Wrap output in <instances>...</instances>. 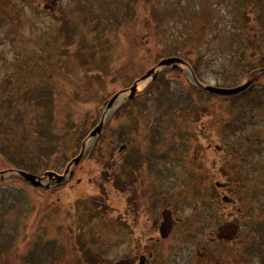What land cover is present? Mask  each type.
I'll return each mask as SVG.
<instances>
[{"label":"rangeland","instance_id":"rangeland-1","mask_svg":"<svg viewBox=\"0 0 264 264\" xmlns=\"http://www.w3.org/2000/svg\"><path fill=\"white\" fill-rule=\"evenodd\" d=\"M249 38L264 49V0H0V264L118 262L170 207L163 245L188 258L206 175L252 167L264 182V54ZM169 56L186 64L156 66ZM153 67L165 86L149 76L128 104ZM253 76L242 95L198 87ZM82 145L49 190L16 172L62 174Z\"/></svg>","mask_w":264,"mask_h":264},{"label":"flooded vegetation","instance_id":"flooded-vegetation-1","mask_svg":"<svg viewBox=\"0 0 264 264\" xmlns=\"http://www.w3.org/2000/svg\"><path fill=\"white\" fill-rule=\"evenodd\" d=\"M256 172L251 167L235 180L222 178L226 173L219 168L214 178L206 175L203 221L208 228L188 258L178 260L175 255L172 260L174 251L162 242L170 233L165 238L160 235L161 221L156 218L153 234L132 235L140 240L138 253L120 259H127L128 264H264V182ZM228 224L235 226V233L221 236L220 229Z\"/></svg>","mask_w":264,"mask_h":264},{"label":"water","instance_id":"water-1","mask_svg":"<svg viewBox=\"0 0 264 264\" xmlns=\"http://www.w3.org/2000/svg\"><path fill=\"white\" fill-rule=\"evenodd\" d=\"M184 60L179 58V57H169V58H165L163 60H161L157 66H170L172 65L173 67H177L179 64H184ZM262 72H264V69L262 70ZM149 76H152L151 79L154 80L157 76V71H155V67L149 69L144 75H142L140 77V79L138 81L141 80H145L147 79ZM259 78V76H253L252 78L248 79L246 82H243L235 87H231V88H219V87H214V86H202L199 85L200 88L206 92H209L211 94H217V95H234V94H239L241 92H244L248 89L253 88V86L255 85L256 80ZM138 81H136L131 87H130V94H129V98L132 99L135 96L136 93V89H137V83ZM118 93L116 95L113 96V98L111 99V103L114 102V100L116 99ZM109 104V105H110ZM103 128V121H101L89 134V137H95L96 135L101 133V130ZM124 146L120 147V149H122ZM84 148V145H83ZM82 154H83V150L80 152V154L74 158L72 160V162L69 164V166L71 164L77 165L80 161V159L82 158ZM68 166V167H69ZM19 175L22 176L26 181L30 182L32 185L34 186H40L41 185V181L44 180L46 177H48L49 179H54L56 180L57 183L61 182L66 174L68 173V168L64 171L63 175H59L56 172L53 171H47L44 173L43 177H38L32 173H28L25 171H18ZM162 218L163 221L160 224V232L163 238L167 237L168 234L171 231L172 228V219H171V211L168 209H164L162 211ZM232 224H228L226 226H223L220 229V235H228L235 233V226ZM116 264H128L127 260H121L119 262H117Z\"/></svg>","mask_w":264,"mask_h":264},{"label":"trees","instance_id":"trees-1","mask_svg":"<svg viewBox=\"0 0 264 264\" xmlns=\"http://www.w3.org/2000/svg\"><path fill=\"white\" fill-rule=\"evenodd\" d=\"M253 37V36H252ZM248 43H249V45L253 48V49H258L257 50V52L259 53V54H264V49H260L258 46H255V45H252L251 43L253 42V39L251 40L250 38L248 39ZM261 63H263L264 64V59H262V61H261ZM159 76V75H158ZM164 76V75H163ZM160 77L162 78V76L160 75ZM158 78V77H157ZM157 81H158V79H156L155 81H153L152 82V84L150 85V87L153 85V87H154V85H158V86H160V85H163V86H165V82L166 81H164V82H162L161 84H157ZM159 82V81H158ZM149 87V86H148ZM147 87V89L143 92V95L145 94V93H147V92H149L148 91V89H150V87L148 88ZM137 98H138V96L134 99V100H127V103L129 104V103H131V102H133V101H136L137 100ZM116 182H118L119 184H115L116 185V187H118L120 184L122 185V188H123V184L119 181V180H117ZM118 185V186H117ZM91 203V202H90ZM85 258H87L89 261H90V259H91V257L90 256H88V257H86V255H85ZM88 260H87V262H88Z\"/></svg>","mask_w":264,"mask_h":264},{"label":"bare ground","instance_id":"bare-ground-1","mask_svg":"<svg viewBox=\"0 0 264 264\" xmlns=\"http://www.w3.org/2000/svg\"><path fill=\"white\" fill-rule=\"evenodd\" d=\"M144 84H145V80L138 82V88L144 86Z\"/></svg>","mask_w":264,"mask_h":264}]
</instances>
